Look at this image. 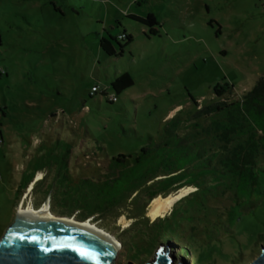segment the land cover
<instances>
[{
    "label": "rangeland",
    "instance_id": "374dc122",
    "mask_svg": "<svg viewBox=\"0 0 264 264\" xmlns=\"http://www.w3.org/2000/svg\"><path fill=\"white\" fill-rule=\"evenodd\" d=\"M148 14L158 23L155 35L134 19ZM101 38L111 40L115 55L100 49ZM125 72L133 85L117 95L110 84ZM260 77L264 0H0V238L29 205L48 201L54 216L76 220L80 180L101 178L113 157L158 141L173 116L186 120L219 100L216 84L232 85L223 99L237 101ZM193 190L157 195L181 192L151 220L153 198L146 217L169 215ZM234 209L232 221L204 214L189 221L187 255L179 254L182 243L163 251L173 264L251 262L264 247V201ZM130 210L87 220L120 243L115 264L151 262L160 247L147 259H125Z\"/></svg>",
    "mask_w": 264,
    "mask_h": 264
},
{
    "label": "trees",
    "instance_id": "16d2710c",
    "mask_svg": "<svg viewBox=\"0 0 264 264\" xmlns=\"http://www.w3.org/2000/svg\"><path fill=\"white\" fill-rule=\"evenodd\" d=\"M134 19L147 25L151 34L157 33L153 15ZM123 38L125 43L132 40L126 35ZM99 47L108 56L116 54L110 39L101 38ZM132 85L125 72L116 76L110 87L118 95ZM232 87L216 84L212 91L219 100L204 105L186 120L173 116L158 141L135 154L113 157L103 177L80 180V209L72 211L79 213L76 220L85 221L95 214L117 216L130 205L133 231L121 244L127 252L126 261H140V253L147 259L157 247L171 243L184 244L179 254L187 255L190 245L183 239L187 231H194L189 221L201 214L223 223L224 218L233 220L236 206L248 210L264 201V77L239 100L223 99ZM112 99L116 98L109 101ZM182 187L194 190L169 215L152 222L146 217L153 198ZM181 203L185 204L183 210L179 209ZM184 224L185 231L178 232ZM138 243H142L140 252L135 251Z\"/></svg>",
    "mask_w": 264,
    "mask_h": 264
},
{
    "label": "water",
    "instance_id": "95a60500",
    "mask_svg": "<svg viewBox=\"0 0 264 264\" xmlns=\"http://www.w3.org/2000/svg\"><path fill=\"white\" fill-rule=\"evenodd\" d=\"M117 253L116 244L101 234L68 222H48L18 213L0 238V264H115ZM173 261L160 247L153 261L143 264ZM247 264H264V247Z\"/></svg>",
    "mask_w": 264,
    "mask_h": 264
},
{
    "label": "bare ground",
    "instance_id": "6f19581e",
    "mask_svg": "<svg viewBox=\"0 0 264 264\" xmlns=\"http://www.w3.org/2000/svg\"><path fill=\"white\" fill-rule=\"evenodd\" d=\"M31 187H32V185L29 188L30 190H31ZM179 196H181V192L179 193V195H170L166 198H161V197L155 198L154 200H152L150 202V204L148 206L147 216L149 218H151V220L155 219L158 216H163L167 211H169L171 209L172 205L176 202V200L179 198ZM17 213L20 215H23V216H29V217H33V218L48 221V222L49 221H51V222H53V221H55V222H68V223L73 224L75 226L86 228V229L91 230L95 233L101 234V235L109 238L110 240H112L116 244L118 249L121 247V245L118 241H116L113 237L109 236L107 233L103 232L102 230H100L99 228L94 226L93 223H91L89 220L80 222V221H76L75 219H72V218L66 219V218H60V217L54 216L48 210V202H45L43 205H41L37 209H34L30 205L27 207H22L17 211Z\"/></svg>",
    "mask_w": 264,
    "mask_h": 264
},
{
    "label": "crops",
    "instance_id": "0c3cea01",
    "mask_svg": "<svg viewBox=\"0 0 264 264\" xmlns=\"http://www.w3.org/2000/svg\"><path fill=\"white\" fill-rule=\"evenodd\" d=\"M46 202H48V201H46ZM49 208H50V206H49V203H48V210H49ZM49 212H50V210H49ZM52 214V213H51Z\"/></svg>",
    "mask_w": 264,
    "mask_h": 264
},
{
    "label": "built area",
    "instance_id": "2783aa9c",
    "mask_svg": "<svg viewBox=\"0 0 264 264\" xmlns=\"http://www.w3.org/2000/svg\"><path fill=\"white\" fill-rule=\"evenodd\" d=\"M24 196H27L26 193L24 194Z\"/></svg>",
    "mask_w": 264,
    "mask_h": 264
}]
</instances>
